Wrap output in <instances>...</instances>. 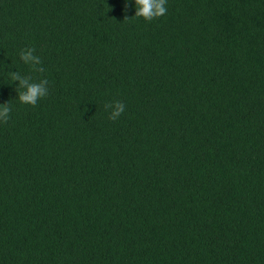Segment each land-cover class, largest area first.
Here are the masks:
<instances>
[{
  "label": "trees",
  "instance_id": "obj_1",
  "mask_svg": "<svg viewBox=\"0 0 264 264\" xmlns=\"http://www.w3.org/2000/svg\"><path fill=\"white\" fill-rule=\"evenodd\" d=\"M127 4L0 0V264H264V0Z\"/></svg>",
  "mask_w": 264,
  "mask_h": 264
},
{
  "label": "clouds",
  "instance_id": "obj_2",
  "mask_svg": "<svg viewBox=\"0 0 264 264\" xmlns=\"http://www.w3.org/2000/svg\"><path fill=\"white\" fill-rule=\"evenodd\" d=\"M136 11L135 16L141 17L147 22L159 19L167 13V0H135ZM128 4L125 0V12ZM34 48H27L21 52V59L25 62L30 60L36 61L38 58L33 56ZM15 79V77H13ZM22 83H27L22 81ZM47 95V90L39 84L28 85L27 91L19 97L23 104L35 106L41 98ZM105 108H112L109 119L117 120L125 111V105L121 101H116L114 104H106ZM10 110L7 107L0 109V122L7 123L10 118Z\"/></svg>",
  "mask_w": 264,
  "mask_h": 264
}]
</instances>
